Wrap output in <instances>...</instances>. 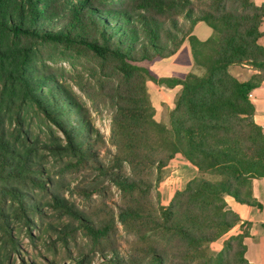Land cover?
I'll return each instance as SVG.
<instances>
[{
	"label": "trees",
	"instance_id": "1",
	"mask_svg": "<svg viewBox=\"0 0 264 264\" xmlns=\"http://www.w3.org/2000/svg\"><path fill=\"white\" fill-rule=\"evenodd\" d=\"M187 23L214 34L201 42ZM263 24L256 0H0V264H253L252 224L231 203L262 210L264 129L251 96L264 82ZM187 40L204 75L159 78L141 65ZM50 46L92 58L115 83L105 93L115 154L102 156L105 138L48 64ZM232 67L255 74L243 82ZM149 82L182 86L169 126L155 118ZM178 157L198 177L166 201L144 176ZM110 187L123 204L76 200Z\"/></svg>",
	"mask_w": 264,
	"mask_h": 264
},
{
	"label": "rangeland",
	"instance_id": "2",
	"mask_svg": "<svg viewBox=\"0 0 264 264\" xmlns=\"http://www.w3.org/2000/svg\"><path fill=\"white\" fill-rule=\"evenodd\" d=\"M197 25L198 23L195 26L187 23L188 28H194V30ZM204 26L207 27V25ZM197 31H199L198 27ZM213 34L214 33H212L209 39ZM199 40L205 42L201 39ZM44 50L45 52L48 50L51 54V59L48 61V64L60 73L62 82L70 85L77 94L79 100L89 108L94 125L101 132V135L105 138L107 143V145L100 150L103 154L102 156H107V149L115 154L116 150L111 142L113 111L109 107L107 98L105 97L106 91L115 83L105 78L96 62L88 56H80L73 52L66 51V49L61 46L45 47ZM141 65L150 68L159 78L182 79L190 73L201 76L206 72L205 68L196 64L193 48L188 40L177 55L152 64L145 62ZM231 70L232 74L235 75V67H232ZM148 91L156 109V120L169 126L170 113L175 108L176 101L182 91V86L171 89L166 86H160L154 82H149ZM30 115L33 116L32 113H30ZM32 121L34 130L39 132V120L34 119ZM122 170L132 177H135L128 166H124ZM84 175H87V172H82L80 175H77V177L79 176L81 178ZM196 177H198L197 171L185 160L178 157L171 161L162 171L156 172L154 169H149L144 176V180L146 183H153L154 186L155 184H159L162 190V197L167 201L176 191L185 190L188 183ZM157 195L158 189L154 188L152 197L155 202H157L158 199ZM76 200L79 202V206L84 210H92L99 207L102 202L108 203L111 207H114L115 204H123L121 192L116 187L108 188L104 197L95 195L90 201H83L82 198H77ZM233 230L225 234L217 244L212 247L213 254H216L223 247L224 242L230 236L236 234ZM122 235L123 238L120 243L125 250H128V240H130V237L126 236L125 232H123Z\"/></svg>",
	"mask_w": 264,
	"mask_h": 264
},
{
	"label": "crops",
	"instance_id": "3",
	"mask_svg": "<svg viewBox=\"0 0 264 264\" xmlns=\"http://www.w3.org/2000/svg\"><path fill=\"white\" fill-rule=\"evenodd\" d=\"M256 2L258 5H264V0H256ZM204 25L207 24L198 23L197 27L199 31H197V27L194 30V35L202 41L209 39L213 33L208 25L207 27ZM262 31L264 32V24ZM262 43L264 45V39ZM235 71L236 73L233 75L243 82L249 81L255 74V71L248 67H235ZM252 101L256 109L255 121L259 126L264 128V82L259 89L253 92ZM254 198L262 206V210L259 207L237 206L233 202L231 205L233 208L240 210L243 222H250L252 224L251 236L247 239L248 260L253 264H264V179L254 181ZM241 224L233 230L235 233L239 231Z\"/></svg>",
	"mask_w": 264,
	"mask_h": 264
},
{
	"label": "built area",
	"instance_id": "4",
	"mask_svg": "<svg viewBox=\"0 0 264 264\" xmlns=\"http://www.w3.org/2000/svg\"><path fill=\"white\" fill-rule=\"evenodd\" d=\"M252 97V96H251ZM264 129V128H263Z\"/></svg>",
	"mask_w": 264,
	"mask_h": 264
}]
</instances>
